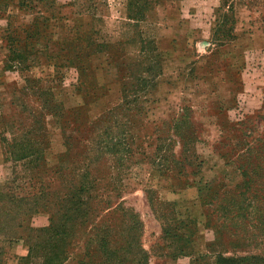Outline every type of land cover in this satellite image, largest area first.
Returning a JSON list of instances; mask_svg holds the SVG:
<instances>
[{"label": "rangeland", "instance_id": "rangeland-1", "mask_svg": "<svg viewBox=\"0 0 264 264\" xmlns=\"http://www.w3.org/2000/svg\"><path fill=\"white\" fill-rule=\"evenodd\" d=\"M126 3L0 0V264H22L27 246L20 237L48 228L61 211L62 196L27 200L36 193L26 164L34 155L13 163L11 153L28 139L44 153L45 168L55 165L65 176L70 162L86 163L78 169L100 180L84 194L85 223L75 228L62 264H215L219 256L264 262V0H165L148 21L145 13L128 17ZM126 27L168 61L162 75L155 64L152 86L138 98L143 110L128 116L148 157L162 141L167 161L132 158L120 196L100 198L107 161L87 165L96 156V121L121 102L122 88L131 99L138 87L137 63L123 59L128 43L116 42ZM106 62L124 78L107 89ZM58 105L61 118L53 116ZM53 188L63 196L70 190L58 181ZM24 223L27 232L17 227ZM104 224L114 241L107 256L95 242ZM130 238L136 243L128 254L114 252Z\"/></svg>", "mask_w": 264, "mask_h": 264}, {"label": "trees", "instance_id": "trees-1", "mask_svg": "<svg viewBox=\"0 0 264 264\" xmlns=\"http://www.w3.org/2000/svg\"><path fill=\"white\" fill-rule=\"evenodd\" d=\"M162 1L165 0H127V15L130 17L145 13L144 18L146 21L148 15L153 12L150 11L151 8L158 2ZM134 40L139 44L137 58H132L130 56H126L125 54L123 59H133L135 63H137L139 72L135 76L138 78V87L134 88L135 93L131 94V99L123 95L124 91L122 88L121 102L106 113L102 114L96 121L99 123L100 128L98 129L99 132L97 134L96 141L94 142V151L91 150V152L96 154L97 157L95 155H91V159L87 165H95L98 162L97 158L100 157L107 161L109 172L105 178L106 183L102 189L97 190L96 192L100 198L106 197L109 199L110 197L117 198L120 196L121 173L126 165L132 161V158L134 159L135 164L148 161L151 165L154 164V160L156 159L157 166H165L166 164L163 161H167L166 153L160 146L162 141L156 140V144L154 145L151 156L148 157L147 153H145L143 149V142L140 140V137L134 136L132 134V121L128 116L132 113L138 114V111L143 110L141 106H138V98L140 96H144L145 98L146 94L148 93L147 89L153 83V78L155 76L153 75L152 69L157 64L158 71H156V74L161 75V64L163 61V59L159 60L161 59L160 53L149 49V47L148 49L144 47L147 41H143L144 39L136 40L135 37ZM108 65L109 62H106L105 66ZM109 67L115 69L117 80L119 79L121 82H123L124 78L119 76V69L116 67V65ZM86 71L92 72L93 70L85 69V72ZM128 79L132 81L131 76H128ZM91 94L93 95L94 93ZM46 95H49L48 92ZM94 97L97 96L95 95ZM52 107L53 116L61 118L62 116L60 115L59 111L60 106L58 105ZM42 109H47L46 100H44L42 103ZM113 130H116V132L113 133ZM25 142L26 143L24 144L26 145L18 146V149L11 153V159L13 160V163H17L18 161L25 159L24 157L30 151V156L34 155L29 159V161H27L26 164L30 165L27 180L28 183L32 185V187H30L31 192L36 191V193L27 200L31 201L32 204L38 205L42 199H50L51 197L59 198L62 196L59 199V202H62V205L60 207L61 211L56 215V219L50 220L48 228L35 231L33 237H29V235L26 236V234L20 237L24 238L25 245L27 246V253L22 259V264H62V262L65 260L66 248L69 245L70 240H75L74 238L76 236H73L75 228L85 223L84 215L88 211L86 210L88 202L85 199L84 194L88 192V188H94L97 182H100V180H89V174L87 175L88 171L85 172L82 169H78L79 166H86V163L73 165V163L70 162V171L65 176L59 173L55 165H49V167L45 168L46 161L44 162L43 160L45 156L44 153H42V150L35 142H32L30 139L26 140ZM32 143H35L36 146L32 145ZM64 144L69 146L67 138H65ZM146 147L149 148L148 146ZM22 151H24L25 154L19 155V153ZM172 163L179 172L181 164L174 160ZM42 177H46V181ZM56 181L60 182L62 189L64 187H70V190H66L64 196L59 194L56 188H53V183ZM13 199L16 200V198ZM18 202L20 203L22 200H18ZM110 204L111 202L107 200L105 210L109 209ZM4 206L5 203L0 200V210L1 208L3 209ZM89 212L92 213V209H89ZM111 212L108 213L110 214ZM260 216H262L261 213ZM261 218L262 221L259 226L264 229V214ZM1 221L2 220L0 219V224ZM17 227L24 228L26 232L28 230V226L25 225V223L24 225H17ZM95 238L97 248L96 250L100 254L107 256L113 253L112 251L114 248V241L112 239V229L108 224H104L103 226H100L96 229ZM135 243L136 239L130 238L128 243L122 245L123 250L121 252H117L115 250L114 252L125 256L128 254L125 249L130 248ZM137 248L139 250L138 246ZM145 256L146 255L144 254L143 260L146 258ZM240 262L241 259L234 260L233 258L219 256L215 261V264H239ZM259 264H264L263 260H259Z\"/></svg>", "mask_w": 264, "mask_h": 264}, {"label": "crops", "instance_id": "crops-1", "mask_svg": "<svg viewBox=\"0 0 264 264\" xmlns=\"http://www.w3.org/2000/svg\"><path fill=\"white\" fill-rule=\"evenodd\" d=\"M11 6H13V5L11 4ZM151 17H152V13H150V15H148L146 21H148ZM0 28H1V25H0ZM117 41L127 42L128 44H126V47L128 49H127L126 56H130L132 58H137V53L139 51V44L137 41L134 40L132 28L129 29L128 27H126L124 32H120L119 37L116 40V42ZM0 47H1V42H0ZM4 57H5L4 50H3V52L0 50V74H2L1 68H2V62L4 60ZM167 62H168L167 59L162 61L161 75L163 74L164 67L167 66L166 65ZM101 78H102V82L104 83L106 89H107V87H111V85H114V83L117 82V74H116L115 69L111 68L109 66L101 67ZM112 92H113V90H112Z\"/></svg>", "mask_w": 264, "mask_h": 264}]
</instances>
